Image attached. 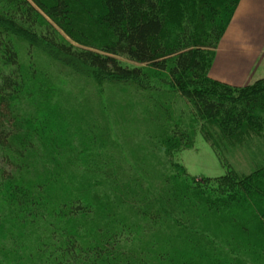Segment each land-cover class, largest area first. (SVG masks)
<instances>
[{"label":"trees","instance_id":"16d2710c","mask_svg":"<svg viewBox=\"0 0 264 264\" xmlns=\"http://www.w3.org/2000/svg\"><path fill=\"white\" fill-rule=\"evenodd\" d=\"M238 2L98 0L97 14L89 13L88 20L104 37L90 40L73 21L71 0H0V197L8 217L26 215L23 220L29 225L44 221L35 264H247L234 253L228 257L211 225L221 224L223 238L234 241L225 231L248 228L243 224L252 220H258V239L264 246V78L234 86L209 76L215 49ZM43 16L49 20L40 29ZM59 30L78 45L59 38ZM18 43L41 51L54 71L68 67L63 72L72 77L71 83L82 77L99 86L126 84L149 93L151 83L159 82L158 87L190 105L192 121L220 161L227 164L223 145L239 144L255 169L243 177L229 171L197 179L170 162L162 168L158 185L135 178L137 186L127 187L138 168L124 166L121 151L97 158L96 152L81 146L83 154L77 144L70 148L46 131L38 116L45 118L42 112L49 110L45 105L55 90L28 87L20 71ZM146 98L148 112L157 105L168 117L161 101L150 93ZM192 133L193 128L177 122L170 126L158 142L164 158L189 147ZM109 143L104 146L118 148ZM110 157L111 169L102 168ZM100 177L107 184L118 183L120 203L109 205L98 198L94 205L85 199L101 191L97 186L105 183H97ZM126 197L134 198L130 206ZM128 211L142 227L132 225ZM85 218L92 220L88 233L78 226ZM145 225L161 233L157 251L150 253L147 241L137 234Z\"/></svg>","mask_w":264,"mask_h":264},{"label":"rangeland","instance_id":"374dc122","mask_svg":"<svg viewBox=\"0 0 264 264\" xmlns=\"http://www.w3.org/2000/svg\"><path fill=\"white\" fill-rule=\"evenodd\" d=\"M71 8L76 12L73 21L81 25L86 38L98 40L104 37L100 31L93 30L94 27L88 20L89 13L96 16L99 9L98 0H71ZM43 17L40 29H43L46 20H49ZM59 35V38L78 45V42L60 30ZM17 52L20 71L26 79L28 87L45 85L51 90H55L53 98H49V102L45 105V107L49 106V110L42 112L45 118L38 116L40 119H44L41 124H45V129L50 133V136L58 142L68 144L67 146L70 148H73L72 144H77L78 150L86 147L87 152L91 150L96 152L97 158L105 153L114 156L117 150L121 151L124 155L121 163L124 166L130 167L129 164H131L138 168V172H132V176L127 180V187L137 186L135 178L147 181L154 186L158 185L162 181V168L168 167L170 162L180 164L189 177L197 179H213L227 174L229 171L243 177L255 169L248 151L239 144L223 145L221 147L222 155L227 164L220 161L213 147L204 140L199 127L195 125L194 120L192 121L190 105L177 94L167 93L165 87L161 85L158 87L159 82L157 81L151 83L153 88L149 93L154 96L158 104L159 101L162 102L168 111V117H164L163 110L158 109L157 105L154 109L152 108L151 112H148L151 106L146 98L149 95L147 91L141 93L136 91L133 86L126 84L99 86L82 77H77L71 83L72 77L63 72L68 67H61L60 70L54 71L55 69L50 64L51 59H47L41 51L34 48L28 49L26 44L18 43ZM117 59L129 65H136L135 62L124 57L118 56ZM34 71L36 74L32 78ZM78 80L80 81L77 82ZM30 89L32 90V88ZM48 111H54L55 115L49 114ZM176 122L185 128H193L192 142L189 147L180 149L174 155L164 158V151L161 146L158 147V142H160V137L166 135L170 126L172 127ZM79 136H82V140L78 139ZM89 139L92 142H88ZM75 141L82 142V145ZM106 142H111L118 148L105 147ZM84 151L82 148L83 154ZM96 163L98 162L96 161ZM112 165L110 157V160L102 168L111 169ZM113 168L115 170V165ZM140 175L143 178L139 177ZM98 182L105 183L97 186L101 191L86 197V200H91L94 205L97 204L98 198V202L104 201L103 203L109 205L121 202L116 181L114 184L108 181L107 184L106 180L100 177ZM105 194L106 198H104ZM129 197H126L125 200L130 206L132 202L129 200H134V198L129 199ZM135 206H137L136 203ZM6 209L7 205L0 197V264H35V261L38 260L35 246L37 238L43 232L41 226L44 225V221H41L42 223L39 225H29L26 220H23L26 215L20 214L10 218ZM128 213L132 225L138 223L137 229L142 227V223L137 220V217L129 211ZM213 221L219 222L216 219L210 220V222ZM91 223V219L85 218L78 223V226L80 225V228L88 233ZM220 225H211L212 234L216 233L220 237L217 240L229 258H232L234 253L247 264H264V246L261 247V242L258 239L260 231L258 220L244 222V226L250 225L248 228L226 230L224 236L232 235L235 237L234 241H226L223 238ZM137 234L147 241L150 253L158 250L159 243H156V240L161 236L158 228L145 225L142 234L140 232ZM131 248L135 247L131 246ZM135 251L129 252L134 253ZM226 258L227 256H225L224 262ZM226 262L228 263V260ZM154 264L160 263L155 262ZM235 264H242V262H235Z\"/></svg>","mask_w":264,"mask_h":264},{"label":"crops","instance_id":"0c3cea01","mask_svg":"<svg viewBox=\"0 0 264 264\" xmlns=\"http://www.w3.org/2000/svg\"><path fill=\"white\" fill-rule=\"evenodd\" d=\"M209 76L234 86L264 78V0H239L215 49Z\"/></svg>","mask_w":264,"mask_h":264}]
</instances>
